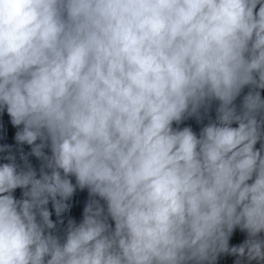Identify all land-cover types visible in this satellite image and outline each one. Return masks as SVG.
Returning a JSON list of instances; mask_svg holds the SVG:
<instances>
[{"label": "clouds", "instance_id": "clouds-1", "mask_svg": "<svg viewBox=\"0 0 264 264\" xmlns=\"http://www.w3.org/2000/svg\"><path fill=\"white\" fill-rule=\"evenodd\" d=\"M0 264H264V0H0Z\"/></svg>", "mask_w": 264, "mask_h": 264}]
</instances>
